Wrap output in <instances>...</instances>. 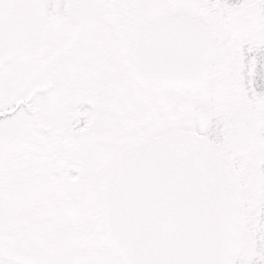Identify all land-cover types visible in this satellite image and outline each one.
<instances>
[{"label": "snow or ice", "instance_id": "1", "mask_svg": "<svg viewBox=\"0 0 264 264\" xmlns=\"http://www.w3.org/2000/svg\"><path fill=\"white\" fill-rule=\"evenodd\" d=\"M0 264H264V0H0Z\"/></svg>", "mask_w": 264, "mask_h": 264}]
</instances>
